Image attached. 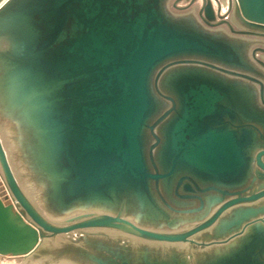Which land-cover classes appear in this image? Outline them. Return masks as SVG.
Masks as SVG:
<instances>
[{
  "label": "water",
  "instance_id": "obj_1",
  "mask_svg": "<svg viewBox=\"0 0 264 264\" xmlns=\"http://www.w3.org/2000/svg\"><path fill=\"white\" fill-rule=\"evenodd\" d=\"M169 1L0 6V115L15 128L42 203L53 216L72 210L66 218L85 219H46L0 139L9 192L0 195V255L28 257L58 235L114 229L174 246L162 260L140 253L145 264H192L178 245L204 247L196 235L211 234V245L235 233L240 241L206 264H264V173L255 167L264 170V61L256 57L264 50L252 51L264 38V0H234V19L224 21L232 34L213 29L223 18L219 0L217 11L201 0L204 24L195 9L173 14ZM245 186V196L227 201ZM116 257L92 260L130 264Z\"/></svg>",
  "mask_w": 264,
  "mask_h": 264
},
{
  "label": "rangeland",
  "instance_id": "obj_2",
  "mask_svg": "<svg viewBox=\"0 0 264 264\" xmlns=\"http://www.w3.org/2000/svg\"><path fill=\"white\" fill-rule=\"evenodd\" d=\"M3 1L4 0H0V4ZM192 1L193 0H170L168 4L169 10L173 14L187 15L195 9L198 16V10L201 7L202 1L197 0L194 4H191ZM211 1L214 5V8L217 10L216 1ZM219 1L220 4H222L221 13L227 15L228 21L234 19V15L232 14L233 12L230 9L232 1ZM232 8H234V4ZM199 20L202 24H204L200 17ZM213 29L219 31L223 28ZM223 30L228 32L229 34H232L226 29ZM0 139L8 157L12 171L28 199L32 202L36 209L50 222L54 224L63 222L62 218L52 215V213L56 211L53 209L50 203H47V205H44L42 203L43 201H45V195L40 192L39 187L33 181L32 171L22 163L21 156L16 147V141L18 140V137L16 136L15 128L14 126H10L9 121L5 118H2L1 115ZM0 195L2 197L6 195L9 196L8 188L6 187V184L4 182L1 169ZM8 202L12 203L11 198H8ZM172 247L174 248V246L172 245L165 246V244L149 242L142 239L139 240L135 238V236L129 235L122 231H113L110 229H91L69 234H62L54 238L46 239L41 249L37 253L28 257L0 255V264H98L94 262L92 258L101 260L117 258L118 260H120V258L116 257L120 255L128 258L130 260V264H145L142 259H138L141 258L140 253L147 252L149 253V255H151V258L153 260H162L164 259V255L162 252L164 250H167L168 252L170 251V253H172ZM185 251L181 250L180 255L185 254ZM210 252L204 254L203 257L201 255V261L207 259V257L210 258V255L213 254L212 249L210 250Z\"/></svg>",
  "mask_w": 264,
  "mask_h": 264
},
{
  "label": "flooded vegetation",
  "instance_id": "obj_3",
  "mask_svg": "<svg viewBox=\"0 0 264 264\" xmlns=\"http://www.w3.org/2000/svg\"><path fill=\"white\" fill-rule=\"evenodd\" d=\"M231 1H232V6H233V4H234V0H231ZM227 4H228V3H227ZM216 11H217V10H216ZM221 11H222V4H221ZM221 11H220V15H221L223 18H221V17L218 16V14H217L216 21L213 22V23H215V28H223V29H226L227 31L230 32L229 27H228L227 24L224 22V21H228L227 15H226V14H222ZM258 49L264 50V38H261V39L258 40V42H256V45L253 47L252 51H254V50H258ZM258 54H259V55H258ZM263 56H264V52H257V53H256V57L258 58V60L264 61V59L262 58ZM256 64L259 65V63H258L257 61H256ZM257 153H258V152H257ZM255 167H256L257 169H259L260 172H263V173H264V170H262L260 167H258V166H256V165H255ZM258 181L261 182V180H259V179H258ZM262 182H263V181H262ZM246 186H248V184H247ZM246 186H245V187H242V188L239 189V190H235L234 192H237L238 194L228 197L227 201L230 200V199H233V198L238 197V196H239V193H240V195H242V197L245 196V195L242 193V191H244V189L246 188ZM246 193H247V192H246ZM196 195H197V197H199V199H203V194H202V193H200V194L197 193ZM248 196H249V192H248ZM4 197H7V195L4 196ZM261 200H262V199H261ZM263 200H264V198H263ZM191 201H193V200H191ZM194 201L196 202L195 206H196V207H200L199 200L194 198ZM258 202H259V201H258ZM258 202H257V203H258ZM233 210H234V209H233ZM215 211H216V210H215ZM82 215H83V214L76 212L75 214H73V215H71V216H69V217H67V218H66V217H65V218L62 217L63 222H61V223H59V224H57V225H59V226H64V225H71V224H75V223L82 222V221L85 220L84 218H80V217H82ZM78 217H79V218H78ZM197 225H198V224H195L194 226H192V227H190V228H180V229H178V230H176V231H171V230H169V229H165V232L182 233V232L189 231L190 229L194 228V227L197 226ZM85 230H91V229H78V230L73 231V232L85 231ZM110 230L115 231L114 229H110ZM73 232H71V233H73ZM196 237H197V240H196V241H198L200 244H201V243H204V244H207V245H204V247H202V246H198V245H196V246H191V245H182V244H180V245H178V247H179V246H185L184 249H185L186 251L194 252V253H192V254L194 255L195 259L193 258V259L190 260V262H191L192 264H206V261L209 260V259L213 256V254H215V253L217 252V250H220V251L222 252L223 250H225V249L231 247L232 244H233V242H234L236 239H237V241H238V240L240 241V238L242 237V235H237V234H235V233L230 234V235L227 234L225 237L221 238L220 240H216L217 243H214V244H211V245H208V244H210V242H213L212 240L214 239L213 236H212L211 234H209V233H202V234L196 235ZM135 238H137V237H135ZM137 239H139V238H137ZM139 240H141V239H139ZM194 247H196L195 250H194ZM211 249H212V251H213V254L210 255V258L207 257V259H204L203 261H201V259H200L201 255H202V257H203L204 254H207V252L209 253ZM185 250H184V251H185ZM197 252H199V253H197ZM210 253H211V252H210ZM188 256H189V258H190V254H189ZM199 259H200V260H199ZM198 260H199V261H198ZM198 262H201V263H198Z\"/></svg>",
  "mask_w": 264,
  "mask_h": 264
},
{
  "label": "bare ground",
  "instance_id": "obj_4",
  "mask_svg": "<svg viewBox=\"0 0 264 264\" xmlns=\"http://www.w3.org/2000/svg\"><path fill=\"white\" fill-rule=\"evenodd\" d=\"M6 0H4L1 4H0V6L5 2ZM75 209H82V210H86L87 211V209H90V208H87V209H83V207H81V206H75L74 207ZM94 207H92L91 209H93ZM71 213H73V211L71 210L69 213L67 212L64 216H62L63 218H65L66 216H68V214H71ZM123 241V240H122ZM189 257V256H188Z\"/></svg>",
  "mask_w": 264,
  "mask_h": 264
}]
</instances>
